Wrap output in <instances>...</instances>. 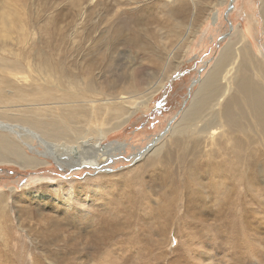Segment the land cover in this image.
Masks as SVG:
<instances>
[{
  "label": "bare ground",
  "instance_id": "6f19581e",
  "mask_svg": "<svg viewBox=\"0 0 264 264\" xmlns=\"http://www.w3.org/2000/svg\"><path fill=\"white\" fill-rule=\"evenodd\" d=\"M81 2L71 1L73 6ZM3 5L0 6V164L31 170L55 164L62 170L91 168L102 173L96 177L100 180L92 188V184L87 183L89 178H84L82 183L71 179L55 183L44 181L53 178L41 175L34 182L36 184L17 193L20 204L13 201V206L19 216V226L26 229L30 238L42 246L47 244L46 239L53 245L63 242L61 246L68 248L73 255L70 259H63L64 264H91L90 254L78 252L75 243L68 242L66 233L62 237L60 232L65 230L63 225L72 224L67 221L70 216L75 224L71 226L75 230L82 229V222H86L83 220L88 219L84 208L92 207V198L96 200L101 196L100 190L110 189L104 181L123 176L130 178L128 185L138 184V197L143 200H147L144 194L150 188L163 192L161 199L155 196L160 204L151 208L153 217L161 225L157 235L161 239L168 236L172 215L181 212L179 215L184 223L202 235V242L210 243L212 239L216 246L225 239L230 243L241 239L243 246L251 245L258 251H245L241 259L246 261L237 262L247 264L250 260L253 264H263L264 50L256 54L241 26L232 25L230 32L221 37L225 39L223 45L204 77L192 83L191 90L194 84L197 88L190 93L189 103L173 125L169 122L168 128L155 137L144 152L135 151L136 164L131 168L110 174L111 171L102 166L118 158L126 148L118 142L104 146L105 140L141 108L145 97L149 99L161 89L165 77L158 82L141 71L130 79L118 75L117 79L110 80L105 79L103 73L95 72L93 64L83 68L78 63L73 64L74 67L67 72L63 65L55 68L57 64L47 62L30 44L33 37L29 36L36 33L26 27L20 16L13 21L16 14L9 1H4ZM203 6V2L179 1L173 8L169 7L167 15L170 19L177 18L174 27H184L187 37L194 34L207 17V6ZM257 13L264 48V0H258ZM215 15L213 11L208 17L215 21ZM113 29L114 35L119 37L123 24ZM105 45L111 46L109 36ZM168 52V56L162 55L163 51L153 59V65L163 71L166 69V72L180 63L176 62L178 57L173 51ZM102 53L106 55V51ZM132 72L136 70L132 69ZM59 75L67 78V86L58 83ZM103 170L105 172H101ZM143 178H147V182ZM151 195L154 196L153 191ZM8 198L9 193L0 195V220L8 216ZM59 211L62 213L58 214ZM112 228L108 236L118 232V227ZM87 234H95L99 241L98 232L88 231ZM214 250L209 249L211 254ZM226 250L229 251L224 249V252ZM238 252L232 255L237 258ZM209 255L207 251L204 253L202 264L215 263H209Z\"/></svg>",
  "mask_w": 264,
  "mask_h": 264
},
{
  "label": "rangeland",
  "instance_id": "374dc122",
  "mask_svg": "<svg viewBox=\"0 0 264 264\" xmlns=\"http://www.w3.org/2000/svg\"><path fill=\"white\" fill-rule=\"evenodd\" d=\"M4 1L6 0H0V6H5L3 5ZM7 1H9L10 7L15 10L16 16L13 21L20 16L26 27L36 33L35 36H29L33 37L30 44L39 50L47 62L57 64L55 68H60L63 65L66 71L73 68V64L78 63L80 68L93 64L96 67L95 72L103 73L105 79L110 80L117 79L118 75L130 79L141 71L147 73L146 77L151 76L148 78L158 82L165 77L160 85L161 89L151 97L149 96V99L145 97L141 108L121 129L110 134L105 140L104 146L118 142L124 144L126 148V151L118 158L102 166L108 169V172L111 171L110 174L131 168L136 164L137 156H133L135 151L144 152L151 141L168 128L169 122L173 125L180 116V111L189 103L190 93L197 88V85L194 84L195 88L193 87L191 90L192 83L196 79H202L211 67L220 46L224 43L225 39L223 40L221 37H225L230 32L232 25L242 27L256 54L260 52L259 50H264L260 40L258 0H80L82 2L77 6L72 5V0ZM179 1H196L198 4L203 2L207 6L203 7L208 9L205 11L208 13L204 19L206 21L203 20L200 28L187 37L188 33L185 32L184 27L180 29L174 27L177 18L170 19L167 15L169 7L173 8ZM200 9L202 10V7ZM213 11L216 12L217 20L215 21L212 17H208L212 15ZM121 23L123 31L118 37L114 35L113 27L115 28ZM108 36L111 46L106 47L105 40ZM116 37L117 39H115ZM164 44L167 45L164 47ZM102 47L106 51V55L102 53L105 51H100ZM52 50L55 52L52 53ZM168 50L174 52L176 58L178 57L176 62L180 63L166 72V69L163 71L160 67L153 65V59L163 51L162 55L166 56L167 54L168 56L170 53H167ZM162 63L164 64V61ZM132 69L136 72H132ZM57 80L60 81L58 83L67 86V78L63 75L57 76ZM218 121L220 120L218 119ZM67 171L58 168L55 164L36 170L22 169L12 164H0V195L9 193L10 204V208L7 210L8 216L4 217L6 222L5 219L0 220V264H64L62 263L63 259L73 257L68 248L61 246L63 242L53 245L50 240L46 239L47 244L42 246L37 240L30 238L26 229L19 226V216L13 206V201L20 204V200L16 199L17 193L25 191L31 184H36L34 182L41 175L53 178V180L43 179L44 181L55 183L66 182L68 179L82 183L84 178H89L90 181L87 183L89 186L92 184V188L100 180L96 177L102 174L96 173L100 170L96 171L91 168ZM122 178L110 177L111 180L108 181L103 179L106 182L104 184L108 185L107 187L111 190H100V193L105 195L101 194L96 200H93L94 197L92 198L91 208L93 209L84 208L88 219L83 220L87 223L81 221V225L84 224L82 229L75 230L71 226L75 224L71 221L70 216L67 221L72 224L63 225L65 230L60 232L62 237L66 233V240L74 242L78 252L90 254L91 264H202V258L206 251L210 254L209 263L239 264L237 260L239 262L246 261L241 259L244 257L242 253H250L251 249L255 250L254 253L258 251V248L254 246H243L241 239L233 243L225 239L223 243L216 246L213 245L212 239H210L212 241L210 243L209 241L202 242V235L184 223V219L180 217L181 212L180 215H172L173 222L171 219L169 220L168 236L166 235V239H161L157 236L161 225L153 217L154 211L151 208L160 204L155 196L158 195V198L161 199L163 192L157 188H150L147 194H144V198L146 196L147 200H143V197H138L140 189L138 184L128 185L127 182L130 178L123 176ZM143 181L147 182V178H143ZM116 182L119 184L115 185ZM152 191L154 196L151 195ZM121 194H123V198ZM117 196L118 198H115ZM98 198L101 199L97 201ZM60 213L62 212L59 211L58 214ZM96 216L98 217L96 218ZM61 217L63 216L61 215ZM101 221H103V225L99 224ZM108 226L118 227L116 233L118 235L111 234L109 238L108 234L111 228ZM88 231L98 232L99 241L95 234H93L94 236L87 234ZM190 232L191 234H189ZM200 242L205 245L202 246ZM93 245L96 249L95 252L92 249ZM214 247H216V251ZM210 248L211 251H215L212 252L214 254H211ZM217 248L220 249V252ZM236 248L240 250H238L240 254L238 251H234ZM224 249H229V251L224 252ZM235 252H238L237 255H241L237 256L239 259L232 255ZM226 260H230V262ZM247 262V264H253L250 260Z\"/></svg>",
  "mask_w": 264,
  "mask_h": 264
}]
</instances>
